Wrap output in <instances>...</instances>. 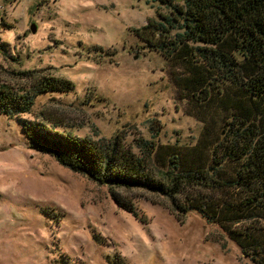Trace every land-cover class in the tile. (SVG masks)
Segmentation results:
<instances>
[{
	"label": "rangeland",
	"instance_id": "obj_1",
	"mask_svg": "<svg viewBox=\"0 0 264 264\" xmlns=\"http://www.w3.org/2000/svg\"><path fill=\"white\" fill-rule=\"evenodd\" d=\"M159 13L169 12L153 0H0V88L28 86L22 72L74 85L39 96L29 114H0V264H253L217 225L179 217L167 199L116 190L134 213L123 210L22 132L20 120L44 114L80 138L194 145L202 124L174 84L180 70L132 32Z\"/></svg>",
	"mask_w": 264,
	"mask_h": 264
},
{
	"label": "trees",
	"instance_id": "obj_2",
	"mask_svg": "<svg viewBox=\"0 0 264 264\" xmlns=\"http://www.w3.org/2000/svg\"><path fill=\"white\" fill-rule=\"evenodd\" d=\"M153 1L169 13L132 32L180 70L174 84L202 124L194 145L161 144L154 135L135 148L119 136L80 138L58 132L59 122L44 114L20 120L22 132L37 153L106 186L123 210L134 213L116 190L162 197L179 217L197 212L264 264V0ZM20 75L31 83L1 87L0 114H29L39 96L74 89L64 79Z\"/></svg>",
	"mask_w": 264,
	"mask_h": 264
},
{
	"label": "water",
	"instance_id": "obj_3",
	"mask_svg": "<svg viewBox=\"0 0 264 264\" xmlns=\"http://www.w3.org/2000/svg\"><path fill=\"white\" fill-rule=\"evenodd\" d=\"M31 32L35 33L36 32V27L34 25L31 26Z\"/></svg>",
	"mask_w": 264,
	"mask_h": 264
}]
</instances>
